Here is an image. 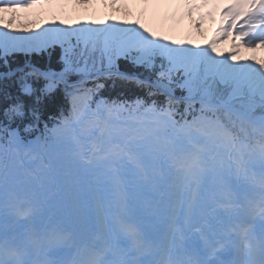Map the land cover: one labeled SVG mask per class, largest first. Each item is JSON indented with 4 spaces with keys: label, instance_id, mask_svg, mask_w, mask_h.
Instances as JSON below:
<instances>
[{
    "label": "snow or ice",
    "instance_id": "6c2138e0",
    "mask_svg": "<svg viewBox=\"0 0 264 264\" xmlns=\"http://www.w3.org/2000/svg\"><path fill=\"white\" fill-rule=\"evenodd\" d=\"M132 2L177 3L188 15L221 5V23L203 45L111 13L14 26L15 10L33 5L119 11L128 0H0V264H264V58L240 55L264 47V0ZM54 47L58 69L33 61ZM121 60L138 71H122ZM107 80L145 96H100ZM58 90L67 114L23 138ZM99 177L116 189L115 213L99 198ZM52 184L70 200L45 214ZM129 188L152 202L162 228L148 226Z\"/></svg>",
    "mask_w": 264,
    "mask_h": 264
},
{
    "label": "rangeland",
    "instance_id": "374dc122",
    "mask_svg": "<svg viewBox=\"0 0 264 264\" xmlns=\"http://www.w3.org/2000/svg\"><path fill=\"white\" fill-rule=\"evenodd\" d=\"M104 7V8H103ZM119 11L115 8H109V6H100L98 3L93 5H73V4H38L29 8H20L15 10L17 17L14 26H21V21H24L25 27H30L31 22L35 20L39 23L41 20L47 19L51 21L53 17L57 19H105V17L111 13L121 19L135 20L140 19L142 23H145L155 31L169 35L174 39H192L198 44H205L213 37L215 30L221 23V5H204L198 7L191 15L185 11L184 6L181 4H175L174 6H161L153 7L152 4L144 5L141 3H134L132 0H128L123 6H117ZM172 7V8H169ZM209 13H211L209 15ZM13 10L5 9V17L12 15ZM203 15V22L200 23V18ZM228 39L232 40L229 36L226 39L219 41L217 48L221 52H227L229 45L233 41L228 43ZM240 55L242 57H248L255 55L258 58H264V47H245L241 49ZM256 114L259 115L261 110L257 107L255 109ZM89 180L93 183V187H96V178L90 177ZM99 191L98 195L102 202L109 205L108 211L115 213L118 211V198L116 189L108 182L105 177H99ZM46 191H54L57 198H60L63 203H66L70 197L69 192L62 187H58L55 184L49 185ZM136 190L129 188L128 195L133 197ZM60 200L58 202H60ZM92 203L91 199L88 201ZM53 204L54 202L51 201ZM146 213L152 214V202L146 205ZM152 208V210H151ZM88 210H91L88 208ZM60 211V209H59ZM91 212V211H90ZM89 212V213H90ZM154 215V214H153ZM154 219L153 227L159 229L160 218L156 215ZM24 222V221H23ZM26 223V222H24Z\"/></svg>",
    "mask_w": 264,
    "mask_h": 264
},
{
    "label": "trees",
    "instance_id": "16d2710c",
    "mask_svg": "<svg viewBox=\"0 0 264 264\" xmlns=\"http://www.w3.org/2000/svg\"><path fill=\"white\" fill-rule=\"evenodd\" d=\"M59 56H60V48L54 47L50 49L47 53H44L40 56H34L32 59L38 66L52 67L58 69L60 67L59 64ZM23 57H16L11 60V66L17 67L21 61H23ZM120 68L122 71H138L129 65L126 61L121 60L119 62ZM4 67L0 64V71H4ZM142 71V70H141ZM105 83V88L99 93L100 96H104L107 98H124V99H132L135 96H145V91L143 89L137 88L134 84L125 83L119 80H107L103 81ZM3 81H0V87L3 86ZM176 95L180 96L182 93L177 90ZM156 99L159 102H163L164 97L158 96ZM68 101L65 98L62 91L58 90L54 92L44 103L41 108V122L40 125L46 121L51 123L53 120H49V117H58L61 111H64L66 114L68 110ZM182 106V105H181ZM180 106V107H181ZM5 119L2 115V102H0V124L5 123ZM15 126V125H13ZM38 130L34 129L31 132H27L28 136L35 134Z\"/></svg>",
    "mask_w": 264,
    "mask_h": 264
},
{
    "label": "bare ground",
    "instance_id": "6f19581e",
    "mask_svg": "<svg viewBox=\"0 0 264 264\" xmlns=\"http://www.w3.org/2000/svg\"><path fill=\"white\" fill-rule=\"evenodd\" d=\"M100 6H103V4H101V3H98ZM176 3H159V4H152L153 5V7L155 8V7H161V6H164V7H167V6H174ZM148 5H150V4H148ZM181 6H183V5H181ZM104 8V7H103ZM109 8H112V7H110L109 6ZM169 8H172V7H169ZM230 41H232V40H230V39H228V43L230 42ZM233 43V42H232ZM231 43V44H232ZM230 44V43H229ZM229 47H230V45H229Z\"/></svg>",
    "mask_w": 264,
    "mask_h": 264
}]
</instances>
